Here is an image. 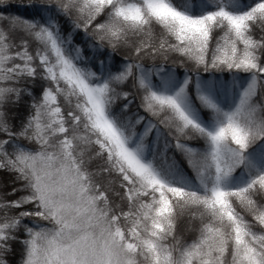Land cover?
<instances>
[{
    "label": "snow or ice",
    "instance_id": "snow-or-ice-1",
    "mask_svg": "<svg viewBox=\"0 0 264 264\" xmlns=\"http://www.w3.org/2000/svg\"><path fill=\"white\" fill-rule=\"evenodd\" d=\"M18 6L0 264H264V0Z\"/></svg>",
    "mask_w": 264,
    "mask_h": 264
},
{
    "label": "trees",
    "instance_id": "trees-1",
    "mask_svg": "<svg viewBox=\"0 0 264 264\" xmlns=\"http://www.w3.org/2000/svg\"><path fill=\"white\" fill-rule=\"evenodd\" d=\"M26 2H27V0H13V3L15 5H17V7H14V9H12V10L19 13V14L30 15V12L27 8H23V7L18 6V5L26 3ZM73 100H74V98H73ZM175 157H176L178 164L182 168H184L187 173H190L191 169L188 167L186 159L184 158V156L181 153L177 152V153H175ZM6 180H7L6 174L0 172V184H3L4 182H6Z\"/></svg>",
    "mask_w": 264,
    "mask_h": 264
}]
</instances>
